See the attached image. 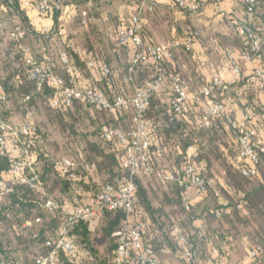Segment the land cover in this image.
Masks as SVG:
<instances>
[{"label":"clouds","instance_id":"9594fccd","mask_svg":"<svg viewBox=\"0 0 264 264\" xmlns=\"http://www.w3.org/2000/svg\"><path fill=\"white\" fill-rule=\"evenodd\" d=\"M0 264H264V0H0Z\"/></svg>","mask_w":264,"mask_h":264}]
</instances>
